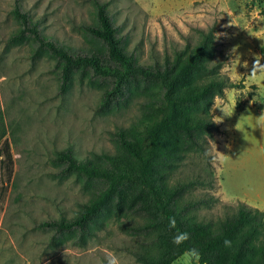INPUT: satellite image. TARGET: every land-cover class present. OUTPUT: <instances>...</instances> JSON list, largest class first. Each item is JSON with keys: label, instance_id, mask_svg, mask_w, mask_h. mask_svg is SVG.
Here are the masks:
<instances>
[{"label": "rangeland", "instance_id": "rangeland-1", "mask_svg": "<svg viewBox=\"0 0 264 264\" xmlns=\"http://www.w3.org/2000/svg\"><path fill=\"white\" fill-rule=\"evenodd\" d=\"M96 1L107 5L128 50L142 64L162 60L187 43L196 45L203 30H216L221 72L235 83L244 81L245 88H226L212 108L221 131L209 139L213 162L192 153L179 176L214 179L213 187L191 191L217 198L199 211L207 220L223 218L225 205L243 202L260 209L256 205L264 202V159L251 156L247 141L233 139L231 128L233 118L243 112L237 111L238 102L245 109L264 107V85L248 81L255 57L264 56V0H0V149H9L14 160L10 184L0 188V264H107L109 253L119 256L121 264H139L133 252L145 240L124 229L132 215L113 210L86 238L39 227L73 218L98 187L77 175L64 177L58 154L67 148L79 159L116 153L113 133L140 118L143 99L136 94L127 106L102 109L103 89L78 77L61 92L54 61L35 55L28 42L10 41L19 30L12 11L21 3L42 20L49 37L83 50L92 44L80 26L95 22ZM255 11L259 16L254 18ZM234 48L241 58L235 62ZM231 141L239 143L234 152ZM173 264L187 262L182 256Z\"/></svg>", "mask_w": 264, "mask_h": 264}, {"label": "trees", "instance_id": "trees-1", "mask_svg": "<svg viewBox=\"0 0 264 264\" xmlns=\"http://www.w3.org/2000/svg\"><path fill=\"white\" fill-rule=\"evenodd\" d=\"M12 14L19 30L12 43L28 42L35 55L55 63L60 91L67 92L78 77L82 83L103 89L100 107L127 106L136 94L142 97V114L129 128L113 133L116 153H95L79 159L72 148L60 152L56 162L64 177L77 175L98 185L93 197L71 219L45 221L40 228L90 236L103 216L115 210L129 233L144 238L133 252L139 264H173L192 248L201 253L200 264H264V211L245 203L225 205L218 221L200 217L203 207L217 202L208 193L191 194L198 187H213V178L180 177L192 153L213 162L209 139L220 133L211 111L214 97L226 88H245L222 74L216 59V30L201 31L200 41L187 43L153 64H142L114 22L107 5L96 1L95 22L80 27L92 44L76 50L49 37L42 20L19 2ZM237 103V111H244ZM1 119V110H0ZM14 168L9 149H0V188L8 187ZM175 217L176 228L169 227ZM177 232L189 239L177 246ZM231 246L225 247L224 241Z\"/></svg>", "mask_w": 264, "mask_h": 264}, {"label": "clouds", "instance_id": "clouds-1", "mask_svg": "<svg viewBox=\"0 0 264 264\" xmlns=\"http://www.w3.org/2000/svg\"><path fill=\"white\" fill-rule=\"evenodd\" d=\"M258 16H259V12L255 11L254 18ZM232 55L235 57L233 59V62L239 61L241 59L240 55H238V48H234L232 50ZM261 60H264V56L257 55L255 57V61L252 65L251 73L248 75V81L256 84L258 88H261V86L264 85V64L261 63ZM243 66L247 68L248 63L245 62ZM229 99L231 100L232 97L230 96ZM213 100H214V107H216L217 104L219 103L220 97H214ZM224 114L230 116V113H224ZM258 124L260 125V130L264 132V114L258 117ZM169 227L176 228L175 217L169 218ZM188 239H189V234L187 232H177L173 236L172 243L179 246L184 242H186ZM231 243L232 242L230 240L224 241L225 247H230ZM184 258L187 264H200L201 253L197 249L192 248L184 253ZM106 260H107V264H121L120 257L117 256L115 253L107 254Z\"/></svg>", "mask_w": 264, "mask_h": 264}, {"label": "crops", "instance_id": "crops-1", "mask_svg": "<svg viewBox=\"0 0 264 264\" xmlns=\"http://www.w3.org/2000/svg\"><path fill=\"white\" fill-rule=\"evenodd\" d=\"M261 107V108H260ZM247 108L241 114H237L232 120V137L233 139H244L248 143V152L251 156L260 155L264 159V132L260 130L258 124V117L264 114V107ZM232 142V141H231ZM239 143L233 141L229 146V150L234 152L235 146ZM259 156L255 159L259 160ZM261 210L264 209V202L262 205H256Z\"/></svg>", "mask_w": 264, "mask_h": 264}]
</instances>
